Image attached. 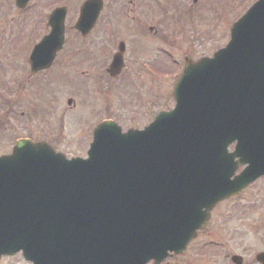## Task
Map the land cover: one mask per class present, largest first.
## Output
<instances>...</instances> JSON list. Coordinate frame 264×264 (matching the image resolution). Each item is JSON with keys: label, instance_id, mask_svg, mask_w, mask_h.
<instances>
[{"label": "water", "instance_id": "water-1", "mask_svg": "<svg viewBox=\"0 0 264 264\" xmlns=\"http://www.w3.org/2000/svg\"><path fill=\"white\" fill-rule=\"evenodd\" d=\"M100 8L101 0L83 5L84 34ZM65 15L51 13L32 71L62 48ZM120 65L116 56L113 75ZM174 95L175 108L142 130L101 123L87 158L30 139L0 156V258L23 250L34 264H159L169 244L179 250L196 236L218 201L264 175V0L234 24L226 47L188 61ZM195 205L206 208L200 217Z\"/></svg>", "mask_w": 264, "mask_h": 264}, {"label": "rangeland", "instance_id": "rangeland-1", "mask_svg": "<svg viewBox=\"0 0 264 264\" xmlns=\"http://www.w3.org/2000/svg\"><path fill=\"white\" fill-rule=\"evenodd\" d=\"M15 1L0 0V154L11 147L15 135L14 130L8 127L9 119L3 116V97L7 91L10 92L7 94L11 101H16L12 103L14 113L11 115V123H23L20 133L36 125L33 133L68 157L87 155L93 128L104 118L116 117L125 130L129 127L142 128L159 111L169 110L174 106L175 73L180 71H175L177 64L173 63L172 56L162 52L164 49L161 47L159 50L156 48L155 55L148 59L154 65L156 75L146 78L129 71L121 79H111L108 73L102 71V62L105 60L106 64H109L111 60L99 61L98 45L93 43L97 36L84 39L81 33L75 31V27H70L72 10L67 20L68 44L65 49L58 54L50 68L39 75L30 76L29 57L40 37L49 32L47 20L50 12L65 2L76 4L79 0H33L21 15L17 11ZM214 1L219 4V9L222 8V2L230 3L229 12L224 14L227 23L220 22L221 13L218 14V23L216 18L215 22L212 20L201 24L198 38L190 44L192 54L203 55L209 52L212 55L218 48L226 45V30H230L232 20L236 21L248 6L243 0ZM79 2L81 4L83 0ZM205 2L206 0L203 1L202 7ZM187 3L188 0H185L184 5ZM202 4L197 5V9L204 11ZM72 5L70 4L75 9L76 5ZM131 5L128 0L123 2L125 10ZM216 14L211 12L213 16ZM213 24L217 25V28ZM160 43L163 42L155 40V45ZM91 52L97 53L94 55L97 59L95 63L87 59ZM69 67L72 69V76L65 72ZM129 79L133 80L128 81ZM133 84H137L136 87L140 90L135 87L131 89L130 85ZM142 95L145 100L141 99ZM69 98L73 99L71 104L68 103ZM33 101L40 106L36 116L28 111L30 103L34 104ZM24 111L26 113L22 115ZM263 188L264 178L250 186L243 195L245 201L251 202L250 215L256 226V230L250 232L252 244L264 243L260 240V237L264 240V216H261V212L264 215V211H261V204H264ZM0 264L31 263L18 253L1 257Z\"/></svg>", "mask_w": 264, "mask_h": 264}, {"label": "flooded vegetation", "instance_id": "flooded-vegetation-1", "mask_svg": "<svg viewBox=\"0 0 264 264\" xmlns=\"http://www.w3.org/2000/svg\"><path fill=\"white\" fill-rule=\"evenodd\" d=\"M79 1L76 4L69 1L67 5V20L68 17L70 18L71 10L73 13V17L70 19L72 23L70 27L72 29H74L73 27L78 21L81 5L86 0H83L81 4ZM102 1V9L94 27L82 38L88 39L91 36H97V39H93V43L98 45L99 61L102 59L111 60L109 64H106L105 60L102 62L104 65L102 71L108 73L109 77L114 80L121 79L129 71L140 77H152L155 68L148 59L151 55H155L156 48L159 50V47L164 49L162 52L165 54L172 55V58L176 61L175 64H177L175 69L179 71L183 69L186 60H198L203 56L211 55L209 52L203 55L192 54L190 44L193 43L195 38H198L201 24H207L212 20L215 22L216 18V23H218V18L220 19L219 10L227 13L230 5L229 2H222V8L219 9V4L214 0H206L204 7H202L204 0H188L189 3L186 5H184L185 0H128L132 5L125 10L123 2H126V0ZM243 1H246V5L252 2V0ZM200 3L204 11L197 9V5ZM2 4L5 5L3 1ZM70 4H73L72 6L76 5V8L79 9H74ZM211 12H216V16L211 15ZM205 16L207 19H205ZM221 16L220 20L222 21L220 22L226 24L224 14L222 13ZM213 26L217 28V25L213 24ZM75 31L80 33L78 30ZM228 36L229 30H226V37ZM156 39L163 43L155 45ZM67 42L63 50L68 44ZM95 54L91 52L87 57L92 63L97 60L94 56ZM115 55L120 56L122 65L120 72L112 76L109 72V67ZM69 63L72 64L71 62ZM29 70L30 76H36L42 72H32L30 65ZM65 72L72 76L71 67L65 69ZM130 80L133 79L128 81ZM136 85H130L131 89L132 87L138 89ZM7 93L9 94L10 92L7 91L3 97V116L9 119L8 127L14 130L15 133L11 147L5 151V153H10L17 140L21 138H31L35 141H39L41 138L33 133L36 125L30 130L26 128V131L20 133L23 123L21 122L19 125L11 123V115L14 113L12 103L16 101H11L12 99ZM141 99L145 100V97L142 95ZM33 103H30L31 106L28 111L29 113L31 112V115L36 116L40 106L36 105L35 101ZM25 113L26 111L22 112V115ZM113 119L118 120L116 117H113ZM258 181L245 187L241 193L227 197L215 204L211 209L208 221L197 231L196 238L185 246L183 250L169 254L161 264H264V243H251L250 232L251 230H256L254 229L256 226L253 224L250 215L251 202L249 200L245 201L243 196L250 186ZM261 211H264V204H261ZM261 216H264L262 212ZM260 240L264 242L261 237ZM153 262L150 261L148 264Z\"/></svg>", "mask_w": 264, "mask_h": 264}]
</instances>
